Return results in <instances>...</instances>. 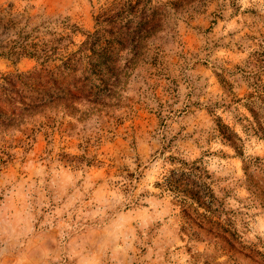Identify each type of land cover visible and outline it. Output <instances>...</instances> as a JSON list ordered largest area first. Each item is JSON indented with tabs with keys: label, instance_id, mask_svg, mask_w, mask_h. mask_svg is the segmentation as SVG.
Masks as SVG:
<instances>
[{
	"label": "rangeland",
	"instance_id": "374dc122",
	"mask_svg": "<svg viewBox=\"0 0 264 264\" xmlns=\"http://www.w3.org/2000/svg\"><path fill=\"white\" fill-rule=\"evenodd\" d=\"M121 1L0 0L54 49L0 57V264H264V0L183 4L116 82L97 44L67 69Z\"/></svg>",
	"mask_w": 264,
	"mask_h": 264
},
{
	"label": "trees",
	"instance_id": "16d2710c",
	"mask_svg": "<svg viewBox=\"0 0 264 264\" xmlns=\"http://www.w3.org/2000/svg\"><path fill=\"white\" fill-rule=\"evenodd\" d=\"M201 1L203 0L121 1L117 8H110L100 15L104 17L102 21L107 22V26H111L114 29V33L108 35L113 40L108 41L105 39V43L100 45L99 42L107 29L103 31L102 29L97 30L82 43V46L87 47L82 49L81 52L79 50L70 53L64 64H67V69H70L68 66L69 61L73 60L74 57H76L77 62L82 61L83 58L88 56L87 50H91V46L97 44L99 46L98 57L93 63H91V60L87 63L88 68L91 73L111 74V76L115 77L114 81L116 82V74L118 73L115 74L114 69L118 56L114 58V54L122 51L126 52L124 67L120 69L122 72L124 69H127V63L130 62V60H127L128 57L131 56L132 60L143 54L141 49L145 41L150 40V44H153L151 38L160 40L159 34L168 36L171 35L169 34L170 32H175L173 29L177 25L175 20L178 19L177 13L179 12V7L183 6V4L192 7L193 2L197 4ZM194 9L195 7L193 11ZM38 30V26L30 24V17H25L23 13L14 11L10 5L3 7L0 4V57L11 59L28 57L41 61L40 64L47 62L53 54L54 49L47 46L43 41L41 42ZM110 32L108 30L107 34ZM170 37H173V35ZM36 74H40V71L36 72ZM35 76L39 78L38 75ZM45 76L49 79L47 74ZM60 78L59 84L62 87L56 89V92L64 90L67 94H76L79 92L88 93L89 91L101 92L107 89L106 83L101 77H98V85L94 87L90 86L89 88L86 87V77H81L80 74L73 76L70 81H67L66 73L60 74ZM71 85L72 89L69 90ZM60 93H63V91H60Z\"/></svg>",
	"mask_w": 264,
	"mask_h": 264
}]
</instances>
